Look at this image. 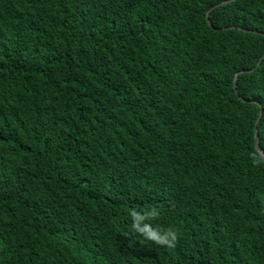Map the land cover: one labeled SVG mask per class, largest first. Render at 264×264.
Segmentation results:
<instances>
[{
	"label": "trees",
	"instance_id": "obj_1",
	"mask_svg": "<svg viewBox=\"0 0 264 264\" xmlns=\"http://www.w3.org/2000/svg\"><path fill=\"white\" fill-rule=\"evenodd\" d=\"M219 1L0 0V264H264V0Z\"/></svg>",
	"mask_w": 264,
	"mask_h": 264
},
{
	"label": "clouds",
	"instance_id": "obj_2",
	"mask_svg": "<svg viewBox=\"0 0 264 264\" xmlns=\"http://www.w3.org/2000/svg\"><path fill=\"white\" fill-rule=\"evenodd\" d=\"M128 213L132 217L131 228L133 230H139L144 234L146 240L154 241L157 244H166L173 246L177 239V233L172 229H165L163 231L152 227L148 220L157 215L156 209H145L143 211L136 207H129Z\"/></svg>",
	"mask_w": 264,
	"mask_h": 264
},
{
	"label": "water",
	"instance_id": "obj_3",
	"mask_svg": "<svg viewBox=\"0 0 264 264\" xmlns=\"http://www.w3.org/2000/svg\"><path fill=\"white\" fill-rule=\"evenodd\" d=\"M226 0H221V1H219V2H217V3H215L213 6H216V5H219V4H221V3H223V2H225ZM212 8V7H211ZM208 11L209 10H207L206 11V21H207V23H209L210 24V21H209V18H208V15H207V13H208ZM238 73V72H237ZM237 73H236V75H237ZM233 86H235V77L233 78ZM261 109L259 110V114L261 113ZM259 114H258V116H259ZM258 119V118H257ZM256 119V120H257ZM254 131H255V133H256V131H257V128L255 127L254 128ZM260 155H261V157L264 159V152L263 151H261L260 152ZM263 209H264V200H263Z\"/></svg>",
	"mask_w": 264,
	"mask_h": 264
}]
</instances>
